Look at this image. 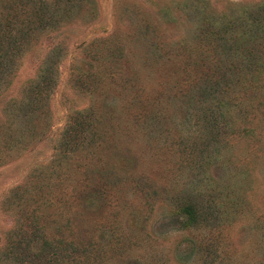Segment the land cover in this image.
I'll return each mask as SVG.
<instances>
[{
	"label": "rangeland",
	"instance_id": "rangeland-1",
	"mask_svg": "<svg viewBox=\"0 0 264 264\" xmlns=\"http://www.w3.org/2000/svg\"><path fill=\"white\" fill-rule=\"evenodd\" d=\"M0 45V264H264V0H0Z\"/></svg>",
	"mask_w": 264,
	"mask_h": 264
},
{
	"label": "trees",
	"instance_id": "trees-1",
	"mask_svg": "<svg viewBox=\"0 0 264 264\" xmlns=\"http://www.w3.org/2000/svg\"><path fill=\"white\" fill-rule=\"evenodd\" d=\"M12 4L15 5L16 3L12 2ZM31 15H32V17H34L35 21H38L40 23H43V20H45V18L47 17V14L45 11H42L41 13L37 14V13H35V11L33 9H31ZM31 23H32V20L30 19V24ZM31 26H32V24L27 29H29ZM27 29L22 30V33H24L26 35H30V33H32V31H34V30H30V29L27 30ZM15 38L16 37H14V39ZM6 44L7 43L3 42L2 45H6ZM212 136H218L217 132H214ZM189 197H190V195H189ZM182 210L188 216V220L190 223H193V224L196 223L197 224V223H200V221L203 222V221L209 220L208 216H207L208 213H207V211L205 212L204 207L201 206V207H199V209H197L194 206V202L191 200V198L186 197V201H184V205L182 206Z\"/></svg>",
	"mask_w": 264,
	"mask_h": 264
}]
</instances>
